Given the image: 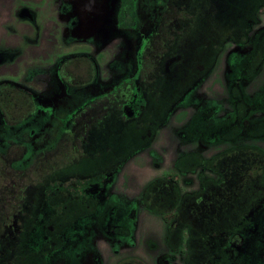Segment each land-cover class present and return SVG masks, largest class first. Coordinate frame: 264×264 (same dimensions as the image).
<instances>
[{
  "label": "rangeland",
  "instance_id": "374dc122",
  "mask_svg": "<svg viewBox=\"0 0 264 264\" xmlns=\"http://www.w3.org/2000/svg\"><path fill=\"white\" fill-rule=\"evenodd\" d=\"M87 1L70 13L61 0H0V83L54 107L46 120L7 133L0 123V150L6 141L28 144L25 163L75 127L85 98L137 75L139 94L129 124L119 107L79 130L96 160L62 162L60 182L31 192L49 191L54 218L30 229L28 256L17 259L7 239L0 264H42L48 249L46 264H222L225 238L241 264H264V182L249 173L264 154V0H136V30L114 32L109 18L120 0ZM81 11L96 26L86 39L69 31ZM151 37L156 62L139 72ZM89 65L97 79L82 87ZM66 70L71 96L58 78ZM143 120L146 131L135 129ZM79 194L87 202L67 203ZM43 231L51 236L44 244Z\"/></svg>",
  "mask_w": 264,
  "mask_h": 264
},
{
  "label": "flooded vegetation",
  "instance_id": "af4514ba",
  "mask_svg": "<svg viewBox=\"0 0 264 264\" xmlns=\"http://www.w3.org/2000/svg\"><path fill=\"white\" fill-rule=\"evenodd\" d=\"M118 5L112 7V14L109 18L112 31L114 32V30L120 28L124 31L136 30L135 27L137 22L133 25L134 21L133 23L130 21L135 20L131 19L130 16L134 17V13L136 12V0H120ZM148 39L150 38L144 39L141 46L142 51L139 52L137 57V69H139V72L143 70V73L146 72V40ZM141 52L142 54H140ZM95 68L97 67L95 66ZM95 68L93 65L85 67V77L81 80L82 83H84V87L90 86V84L94 83L97 79V69ZM88 69H95L96 71L93 72ZM61 76L62 78H58L62 85H64L66 93L69 94L68 96H71L69 93L70 88L63 83V81L72 82V80L70 81V79H68V76H70L68 70H66L65 73L62 72ZM137 80L138 75L130 80L119 81L107 92L92 98H85L83 102H79L81 106L77 109L75 114L78 115L80 112L84 113H82V115H80L81 117L76 121L75 127L68 128L64 130L63 133H59L58 137H56L54 142L47 148L29 154L25 163L21 162L27 155L25 152L27 151L26 147L28 144L18 141L5 142L4 149L0 150V250L2 248L1 246H3V251L6 248V243H8L6 240L12 238L10 241H15L17 259L23 258V254L28 256V252L32 254L31 250H34L31 246H29L31 249L28 250L27 245L30 229L32 230L34 225H50L52 218H54V216H52L53 214H50V212L57 207H55L56 201L52 202L49 191L43 192L41 197H31V192H38V190H40L39 187L43 186L41 183L45 182L44 184H52L55 183L54 181L57 183L60 182V175L56 174L55 171L60 168L62 162L69 166L73 165L77 167L81 164L87 165L89 159L96 160L93 158L92 153L89 152L90 154H88V151L83 148L82 143L79 141V130H83L86 123L94 120L99 112H111L119 107H122L125 112H123L124 121L129 124L130 115L132 113L128 111L127 107L134 105L139 96ZM30 94L33 107L30 112H26L25 109L16 105L7 110H0V123L5 133H7L9 129L22 127L26 122L29 124L38 117H41L42 120H46V117H50L51 112L54 110L53 105H51L52 107H44L39 103L38 98H36L33 93L30 92ZM55 102L60 106L66 101L60 100L58 97L55 99ZM14 110L17 111V113H13ZM138 123L141 124L140 122ZM142 123L144 124L142 127L135 125V129L139 130L143 128L144 131H146V120H143ZM30 132L31 135L32 133L36 134L34 129H30ZM112 147L111 144V148ZM11 151H15L13 156H11ZM90 156L92 158H89ZM52 177H56L57 179L53 181L51 180ZM89 188L90 187L84 189L85 193H91ZM89 196L90 195L85 194H79L73 197L70 196L67 203L71 205L73 203L80 204L84 201L87 202ZM96 198V203H98L99 193ZM58 203L64 204V199L62 198ZM46 204L49 207L48 209L46 208ZM63 211L64 210H61L59 214H62ZM41 234L40 239H42L43 244L46 241H51L50 235L44 231ZM7 236H9V238H7ZM225 241L227 245L230 244V239L225 238ZM61 242H57L55 247L62 245ZM51 251L52 249H48L47 252L42 254V264L47 263V257L50 255L49 252Z\"/></svg>",
  "mask_w": 264,
  "mask_h": 264
},
{
  "label": "trees",
  "instance_id": "16d2710c",
  "mask_svg": "<svg viewBox=\"0 0 264 264\" xmlns=\"http://www.w3.org/2000/svg\"><path fill=\"white\" fill-rule=\"evenodd\" d=\"M183 10L184 15H187L188 7L181 8ZM169 21H167L165 24H171L172 22H176L174 18H170ZM161 33V32H160ZM154 39V38H153ZM152 42V37L148 40H146V43L148 46H146V65L152 66L154 64V61L156 62V59L154 58L155 52L154 48L151 45ZM162 42V40L160 41ZM163 43V42H162ZM148 47V50H147ZM160 55V54H159ZM158 55V56H159ZM155 59V60H153ZM92 70L93 72L96 71L95 69H88ZM59 71V69H58ZM62 72H60L59 78H62ZM63 81V80H62ZM63 83L67 86L70 87L71 85L67 81H63ZM77 86V85H75ZM82 86H84V83H82ZM31 94L28 90L10 82H1L0 83V110H7L10 109L11 107H14V105L19 106L23 109H25L26 112H30L33 107L31 104ZM262 158V161L257 165H253L249 173L252 174L253 176H259L261 181L264 182V154L260 155ZM1 158V157H0ZM258 174V175H257ZM264 200V197L263 199ZM162 220L165 223L169 222L168 215L165 213H161ZM222 258L223 262L222 264H241L240 259H238L235 254H233L231 251H229V247L227 245H222ZM231 258V261H230Z\"/></svg>",
  "mask_w": 264,
  "mask_h": 264
},
{
  "label": "crops",
  "instance_id": "0c3cea01",
  "mask_svg": "<svg viewBox=\"0 0 264 264\" xmlns=\"http://www.w3.org/2000/svg\"><path fill=\"white\" fill-rule=\"evenodd\" d=\"M91 1V4L92 2L95 3L94 1L90 0ZM62 2V9L63 11L66 12V10H68L70 13L72 11V8H76L77 10H80V7L79 6H82L84 3L88 4L89 2L87 0H61ZM60 2V3H61ZM96 4V3H95ZM87 9V8H86ZM61 13V12H60ZM62 14V13H61ZM70 15V14H69ZM73 16L76 18V16L73 14ZM85 18V20L83 19V17ZM79 18L80 19H77L76 20V27H73L74 29H70V34L76 38H84L86 39L87 37L89 38V35H93L94 34V29L96 26L93 27V30L92 28L90 27L91 25L87 24V21H86V15L84 13V11H81L79 13ZM65 18H63V21H64ZM83 19V20H82ZM94 19H96V17H94ZM67 20H69V18H67ZM83 23V26L84 28L82 29L80 27V25ZM68 26H71V24H68ZM97 32V31H96ZM86 37V38H85Z\"/></svg>",
  "mask_w": 264,
  "mask_h": 264
},
{
  "label": "water",
  "instance_id": "95a60500",
  "mask_svg": "<svg viewBox=\"0 0 264 264\" xmlns=\"http://www.w3.org/2000/svg\"><path fill=\"white\" fill-rule=\"evenodd\" d=\"M123 264H136L134 262H126V263H123Z\"/></svg>",
  "mask_w": 264,
  "mask_h": 264
}]
</instances>
